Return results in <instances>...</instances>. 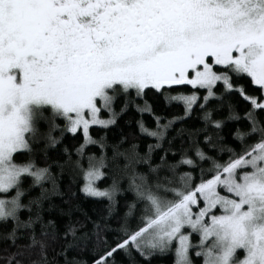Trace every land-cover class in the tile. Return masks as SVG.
<instances>
[{
	"label": "snow or ice",
	"instance_id": "6c2138e0",
	"mask_svg": "<svg viewBox=\"0 0 264 264\" xmlns=\"http://www.w3.org/2000/svg\"><path fill=\"white\" fill-rule=\"evenodd\" d=\"M0 243V264H264V0H0Z\"/></svg>",
	"mask_w": 264,
	"mask_h": 264
},
{
	"label": "trees",
	"instance_id": "16d2710c",
	"mask_svg": "<svg viewBox=\"0 0 264 264\" xmlns=\"http://www.w3.org/2000/svg\"><path fill=\"white\" fill-rule=\"evenodd\" d=\"M145 99L148 101L149 104H151L153 106V108L155 109V111L159 114H163V115H172V114H177L179 112V107L176 106L175 102L172 106H168L165 105L164 101H163V97L158 96V95H153V93H149V95L147 97H145ZM142 103V102H141ZM137 113L135 111H130L128 113H125L123 116H121L118 119V125L117 126H112L111 127V131L109 132V137L114 139L116 138V135H118L121 131V129L127 133L129 130H136V125H135V119L137 118ZM146 119V121L149 124H152L153 121L151 119V117L149 115H145L144 117ZM132 121L131 124L126 123V121L130 120ZM93 134L95 135L96 133L93 132ZM69 143H71V141H67ZM69 183V178L66 176L62 181L61 184L62 185H66ZM80 183H82V181H78L74 186H73V190L76 191L77 193V199H79L82 202V205L85 209H93V208H99V204L95 202V200L93 198H87L84 199L82 194L78 191ZM126 196H128L129 198H131V193H126ZM56 199V201L59 203L60 202V198L56 197L54 198ZM118 199H121L118 196ZM121 203H123V201L121 200ZM3 248V244L0 243V249ZM0 255H3L2 252H0ZM85 259H87V256L85 255L84 257ZM120 261H124L123 257H118L117 258ZM172 255L168 254V255H164V256H158L153 264H172Z\"/></svg>",
	"mask_w": 264,
	"mask_h": 264
}]
</instances>
